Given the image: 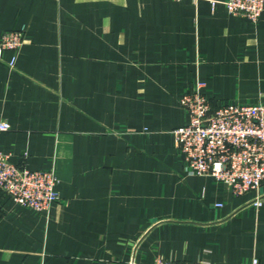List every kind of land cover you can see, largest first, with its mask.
I'll return each instance as SVG.
<instances>
[{
    "label": "crops",
    "instance_id": "obj_1",
    "mask_svg": "<svg viewBox=\"0 0 264 264\" xmlns=\"http://www.w3.org/2000/svg\"><path fill=\"white\" fill-rule=\"evenodd\" d=\"M212 1L0 0V41L26 28L0 58V149L60 195L37 211L0 189V264H264V182L188 173L174 133L198 81L213 108L264 97V11Z\"/></svg>",
    "mask_w": 264,
    "mask_h": 264
},
{
    "label": "built area",
    "instance_id": "obj_2",
    "mask_svg": "<svg viewBox=\"0 0 264 264\" xmlns=\"http://www.w3.org/2000/svg\"><path fill=\"white\" fill-rule=\"evenodd\" d=\"M212 2L215 4L217 0ZM222 2L231 14L245 16L254 23L264 11V0ZM25 36L24 26L3 33L0 58L6 50L12 51L10 66L15 64ZM205 85L198 81L194 89L182 97L181 104L189 114V122L174 130L188 173L214 176L236 195L260 191L264 182V97L258 103H228L213 108L203 90ZM10 127L7 121L0 124V130ZM57 183L54 170L19 166L0 149V189L16 203L37 211L47 210L60 198ZM262 203L261 198L254 202L257 207ZM155 264L210 263L169 261L159 257ZM250 264H259V259L253 258Z\"/></svg>",
    "mask_w": 264,
    "mask_h": 264
}]
</instances>
